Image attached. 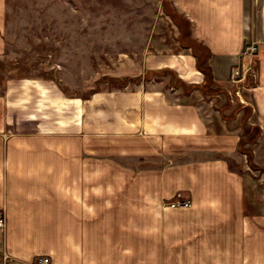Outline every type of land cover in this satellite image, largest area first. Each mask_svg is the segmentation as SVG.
Segmentation results:
<instances>
[{"label":"crops","instance_id":"0c3cea01","mask_svg":"<svg viewBox=\"0 0 264 264\" xmlns=\"http://www.w3.org/2000/svg\"><path fill=\"white\" fill-rule=\"evenodd\" d=\"M157 1L187 32L150 26L107 70L124 87L84 99L62 67L64 91L0 72V264H264V180L241 151L250 111L264 167V0ZM253 41L255 86L241 59ZM178 193L187 208L164 205Z\"/></svg>","mask_w":264,"mask_h":264},{"label":"rangeland","instance_id":"374dc122","mask_svg":"<svg viewBox=\"0 0 264 264\" xmlns=\"http://www.w3.org/2000/svg\"><path fill=\"white\" fill-rule=\"evenodd\" d=\"M6 3V16L0 28L5 41L0 72L15 77H43L64 91L58 80L62 67L69 85L75 86L77 90L80 83L83 90L80 97L84 99L97 90L124 87L123 81L115 83L109 80L107 70L113 68V60L123 53L130 56L135 53L138 56L145 37L149 35L150 26L158 23L164 30L162 36H169L167 31L171 29L172 23L182 28L184 33L188 29L184 19L171 9L167 1H163L162 9L157 0H6ZM162 12L168 16L165 17ZM172 12L174 15L170 17ZM250 43L259 46L258 42H247ZM201 56L206 55L202 52ZM258 58L259 55L245 66V74L251 75H247L250 79L248 85L255 86L258 83L252 81V75L258 70ZM80 76L83 80H78ZM95 76L98 82L94 83V89L91 90L90 78ZM4 81L0 82V86ZM133 83L136 85L139 80L129 82L130 85ZM76 92H80L79 89ZM243 92L242 97L249 105L250 91ZM228 98L230 100L231 97ZM227 105H230L229 101ZM235 107V110H240L244 104L236 103ZM250 115V111L245 112V118L242 119L244 127ZM244 127L247 138L243 141L249 144H243L242 141L241 151L248 168L259 171L257 177L264 180V167H256L251 154L260 130ZM249 169L240 171L249 172ZM164 205L167 206V202Z\"/></svg>","mask_w":264,"mask_h":264},{"label":"built area","instance_id":"2783aa9c","mask_svg":"<svg viewBox=\"0 0 264 264\" xmlns=\"http://www.w3.org/2000/svg\"><path fill=\"white\" fill-rule=\"evenodd\" d=\"M259 52V46L257 43L245 44L242 52L241 59L243 61H251ZM235 76H238V71L234 73ZM167 206L170 208H187L189 206V202L183 197L182 194H176L174 200H171L167 203ZM5 227V217L0 214V230ZM34 264H49L48 258H39L36 260Z\"/></svg>","mask_w":264,"mask_h":264},{"label":"trees","instance_id":"16d2710c","mask_svg":"<svg viewBox=\"0 0 264 264\" xmlns=\"http://www.w3.org/2000/svg\"><path fill=\"white\" fill-rule=\"evenodd\" d=\"M174 15V13L172 12L171 14H170V16L172 17ZM173 19H174V17H173ZM186 26H188V24H187V22H186ZM251 158V157H250Z\"/></svg>","mask_w":264,"mask_h":264}]
</instances>
